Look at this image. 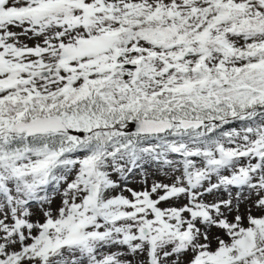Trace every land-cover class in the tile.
I'll return each mask as SVG.
<instances>
[{"label":"snow or ice","instance_id":"obj_1","mask_svg":"<svg viewBox=\"0 0 264 264\" xmlns=\"http://www.w3.org/2000/svg\"><path fill=\"white\" fill-rule=\"evenodd\" d=\"M0 264H264V0H0Z\"/></svg>","mask_w":264,"mask_h":264}]
</instances>
